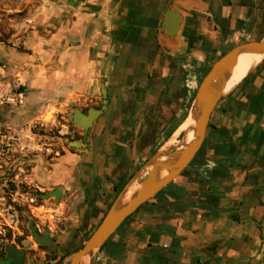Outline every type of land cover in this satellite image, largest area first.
Segmentation results:
<instances>
[{"label": "crops", "instance_id": "crops-1", "mask_svg": "<svg viewBox=\"0 0 264 264\" xmlns=\"http://www.w3.org/2000/svg\"><path fill=\"white\" fill-rule=\"evenodd\" d=\"M44 12L52 76L82 94L106 84L107 109L48 177L85 243L135 175L178 142L213 65L264 38V0H53ZM240 80L192 162L87 264H264V57Z\"/></svg>", "mask_w": 264, "mask_h": 264}, {"label": "rangeland", "instance_id": "rangeland-1", "mask_svg": "<svg viewBox=\"0 0 264 264\" xmlns=\"http://www.w3.org/2000/svg\"><path fill=\"white\" fill-rule=\"evenodd\" d=\"M52 1L0 0V241L26 252V264L71 261L84 244L75 211L50 198L48 177L51 164L84 140L74 112L103 106L102 84L82 94L48 69L44 9Z\"/></svg>", "mask_w": 264, "mask_h": 264}, {"label": "water", "instance_id": "water-1", "mask_svg": "<svg viewBox=\"0 0 264 264\" xmlns=\"http://www.w3.org/2000/svg\"><path fill=\"white\" fill-rule=\"evenodd\" d=\"M169 15L168 13L166 16L165 28L169 25V21L167 22ZM251 53L264 55V38L261 41L246 42L236 46L213 65L201 82L190 111V113H194L196 121L194 139L186 145L184 140L182 147L174 151V146L172 148H163L151 158L144 168L126 185L94 233L82 247L74 252L70 264H87L93 253L107 242L126 219L143 204L154 198L186 169L195 158L206 138L211 115L225 93L227 83L239 58L244 54ZM102 95L103 106L101 109L92 108L87 114L76 110L72 116L73 122L84 129L85 132L92 127L95 120L107 109L108 99L104 86ZM181 136L185 137L184 131ZM74 144L77 143L75 142ZM164 170L168 172L165 177H163ZM133 185H137L139 190L131 199L126 200V193ZM36 238L40 241L45 240V237L39 235H36ZM6 251L11 260H14L15 255L20 258L24 254L23 250L16 249L10 245L7 246Z\"/></svg>", "mask_w": 264, "mask_h": 264}, {"label": "bare ground", "instance_id": "bare-ground-1", "mask_svg": "<svg viewBox=\"0 0 264 264\" xmlns=\"http://www.w3.org/2000/svg\"><path fill=\"white\" fill-rule=\"evenodd\" d=\"M263 57H264L263 54H253V53L242 55L239 58L237 65L235 66V69L233 71V74L227 83L225 92L229 91L233 86H235L239 81H241L240 79L242 77L243 71H249V70L254 69L261 62ZM195 126H196L195 116H194V113L192 112L190 113V115L188 116V118L186 119V121L184 122L182 126V131L185 132V145L194 139ZM166 175H168V172L167 170H164L163 177H165ZM138 190H139V187L135 190V185L131 186L126 193L125 199L126 200L131 199L132 196H134ZM18 258H19L18 255H15L14 260H17Z\"/></svg>", "mask_w": 264, "mask_h": 264}, {"label": "flooded vegetation", "instance_id": "flooded-vegetation-1", "mask_svg": "<svg viewBox=\"0 0 264 264\" xmlns=\"http://www.w3.org/2000/svg\"><path fill=\"white\" fill-rule=\"evenodd\" d=\"M18 249L16 246H12ZM7 245L3 246L2 242L0 241V262L1 264H26V252L17 260H11L9 255L6 251Z\"/></svg>", "mask_w": 264, "mask_h": 264}]
</instances>
